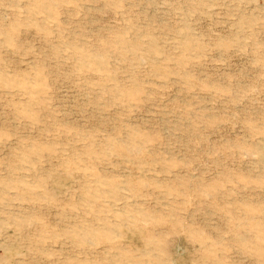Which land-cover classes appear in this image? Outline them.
I'll return each instance as SVG.
<instances>
[{
    "label": "rangeland",
    "instance_id": "1",
    "mask_svg": "<svg viewBox=\"0 0 264 264\" xmlns=\"http://www.w3.org/2000/svg\"><path fill=\"white\" fill-rule=\"evenodd\" d=\"M263 161L264 0H0V264H264Z\"/></svg>",
    "mask_w": 264,
    "mask_h": 264
},
{
    "label": "bare ground",
    "instance_id": "2",
    "mask_svg": "<svg viewBox=\"0 0 264 264\" xmlns=\"http://www.w3.org/2000/svg\"><path fill=\"white\" fill-rule=\"evenodd\" d=\"M153 57V56H152ZM155 58V57H154ZM148 59H150V58H148ZM151 59H153V58H151ZM154 60H156V59H154ZM261 147V146H260ZM263 148V147H262ZM263 163H264V161H263ZM262 168V167H261Z\"/></svg>",
    "mask_w": 264,
    "mask_h": 264
}]
</instances>
